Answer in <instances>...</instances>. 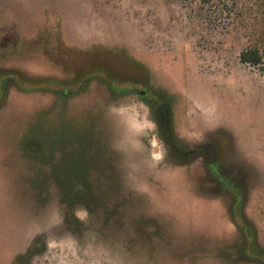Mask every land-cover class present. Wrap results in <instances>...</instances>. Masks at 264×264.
Segmentation results:
<instances>
[{"label": "rangeland", "instance_id": "374dc122", "mask_svg": "<svg viewBox=\"0 0 264 264\" xmlns=\"http://www.w3.org/2000/svg\"><path fill=\"white\" fill-rule=\"evenodd\" d=\"M199 12L0 0V87H51L8 81L0 95V264H257L236 220L264 252V70L239 55L264 23ZM99 77L168 96L190 154L168 147L136 91Z\"/></svg>", "mask_w": 264, "mask_h": 264}, {"label": "trees", "instance_id": "16d2710c", "mask_svg": "<svg viewBox=\"0 0 264 264\" xmlns=\"http://www.w3.org/2000/svg\"><path fill=\"white\" fill-rule=\"evenodd\" d=\"M186 2V4L193 8V5L200 8V16L208 22L214 23V25L226 27L228 23L232 21V24H234L235 20H242L245 15V11L251 10L252 14L254 15V18L257 21L258 30L262 23H264V0H182ZM203 10V11H202ZM204 12V13H203ZM225 29V28H224ZM261 35L264 38V31L260 32ZM240 62L243 64H247L253 67H259L264 70V42L258 44L250 45L246 48H244L239 55ZM12 76V77H11ZM8 76V81H13L16 86L19 88V90L24 92H31V91H39V90H46L48 88H51L49 85L43 86V85H35L33 87H26L24 86L25 83L23 82V79H18V76ZM102 81H104L106 84H108L112 88H116L118 90L122 91H136L142 100L149 103L148 105L151 107V110L154 114L157 115V120L159 126L162 128L160 130V135L163 137V139L167 143H171L174 146H176V149L179 147L178 145H175L174 138H173V116H172V102L171 99L167 96L164 97V95L160 96L153 92L151 89L148 88V85L144 82H130L128 79L119 81V83H115L113 81L107 80L105 78L107 77H99ZM87 80V79H86ZM1 85L0 87V95L6 96V90H7V82ZM21 81V82H20ZM26 82V81H25ZM142 86V87H140ZM79 88V87H78ZM78 88L75 86H71L69 90V94H75L78 91ZM53 91L60 90V87L56 86L53 87ZM62 91H65L64 89ZM57 92V91H56ZM146 92V93H144ZM148 97V98H146ZM177 152L183 156L186 157V151L180 152L179 149H177ZM235 210V215L238 216V213L236 212L237 208ZM240 218V217H238ZM236 223L238 225H241L242 227H238L239 230L243 233L245 238V243L242 245L241 250H243V255L247 256L248 258L252 259L253 261L257 262V264H264V252L263 250L259 249L255 244L254 234L251 235L249 228L244 227V222L242 221V218L236 220Z\"/></svg>", "mask_w": 264, "mask_h": 264}, {"label": "flooded vegetation", "instance_id": "af4514ba", "mask_svg": "<svg viewBox=\"0 0 264 264\" xmlns=\"http://www.w3.org/2000/svg\"><path fill=\"white\" fill-rule=\"evenodd\" d=\"M140 87H142V86H140ZM137 93V92H136ZM144 93H146V92H144ZM137 95H138V97H139V99L142 101V102H144L150 109H151V107L148 105L149 103H147L146 101H144V100H142V98L140 97V95L137 93ZM146 98H148V97H146ZM156 123H157V125H158V130H159V133H160V130L162 129L160 126H159V124H158V122H157V120H156ZM164 140V139H163ZM165 141V140H164ZM165 143L168 145V147L170 148V149H172L173 150V152H177V149H176V146H174L173 144H171V143H167L166 141H165ZM190 151H186V155H189L190 153H189Z\"/></svg>", "mask_w": 264, "mask_h": 264}]
</instances>
